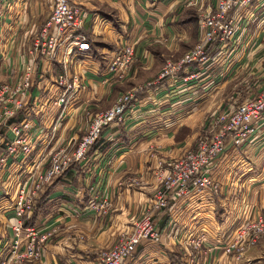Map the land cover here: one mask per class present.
I'll return each instance as SVG.
<instances>
[{
    "label": "crops",
    "instance_id": "0c3cea01",
    "mask_svg": "<svg viewBox=\"0 0 264 264\" xmlns=\"http://www.w3.org/2000/svg\"><path fill=\"white\" fill-rule=\"evenodd\" d=\"M70 1L84 12L75 35L84 36L89 49L79 51L70 45L72 39L63 38L54 59H39L34 71L41 76L35 77L29 105L10 121L31 122L35 149L0 171V262L8 257L4 247L13 237L19 187L59 143L86 133L88 115L111 108L126 92L135 94L124 120L102 131L86 159L37 194L23 227L54 232L40 259L22 264H100L101 254L148 212L158 161L178 157L203 128L206 115L231 109L264 89V0L231 11L232 37L211 43L204 63L164 79H159L164 65L199 42L200 16L214 12L215 0ZM51 9L52 0H0V83L15 81L28 63ZM124 45L133 46L135 56L127 77L118 81L107 67ZM64 74L68 82L76 78L79 89L58 108L50 100L63 90L56 78ZM150 82L155 84L144 88ZM6 127L0 128V153L12 139ZM183 127L195 129L189 139L177 138ZM207 172L217 193L189 186L182 199H171L154 216L161 243L142 241L122 264H264V241L238 260L221 249L238 230L264 216V125L239 146L226 139L224 153ZM90 201L107 207L94 212ZM199 237L198 251L184 249L185 242Z\"/></svg>",
    "mask_w": 264,
    "mask_h": 264
},
{
    "label": "built area",
    "instance_id": "2783aa9c",
    "mask_svg": "<svg viewBox=\"0 0 264 264\" xmlns=\"http://www.w3.org/2000/svg\"><path fill=\"white\" fill-rule=\"evenodd\" d=\"M252 0H215L214 12L201 15L199 19L200 40L180 59L168 61L161 69L159 79L178 73L186 66L204 63L207 59L206 48L216 41H222L233 35L234 20L230 13L234 9H244ZM85 15L81 8L71 4L70 0H52L51 14L46 20L42 30L32 42L29 56L31 60L24 67L21 74L13 83L0 84V109L3 119H10L15 113L21 111L31 99V88L35 77V61L44 59L51 61L55 58L60 41L65 38L72 39L70 45L79 51H87L89 44L82 35H75L84 24ZM72 37H70V36ZM135 50L131 45H124L113 56L107 67L108 74L118 81L127 77L130 65L134 59ZM57 85L63 90L57 97L50 100V105L63 108L70 97L79 89L76 78L68 82L67 77L59 75ZM155 82L146 83L150 87ZM135 99V94L126 92L120 95L115 104L104 112L89 116L88 131L82 137L74 151L60 148L50 156L48 168L41 170L37 164L32 170L29 180L21 185L14 200L13 212L15 224L12 226L13 237L5 245L4 250L8 257L0 264L21 263L23 261H37L41 257L43 245L54 230L37 231L33 228L24 229L23 221L27 219L34 206V199L38 192L57 177L61 176L74 164L84 161L90 148L99 139L102 131L112 124L121 123L126 112ZM5 120V121H6ZM220 127L216 135L208 142H201L196 151H187L178 159L168 172L158 175L162 187L157 191L155 204L152 210L140 220L134 222L131 231L123 234L114 247L104 251L100 257V264H122L135 251L142 241L153 245L161 243V233L157 229L152 217L156 213L166 210L171 199H182L186 194L188 185L197 191L210 190L217 193L218 186L209 176L207 169L212 162L221 156L225 150V141L230 139L235 146L241 145L245 140L257 134L261 124L264 125V90L256 97L246 99L236 108L230 110L226 117L219 122ZM31 122L8 124L12 140L5 144V151L0 155V168L16 153L20 159L25 160L35 148V141L31 135ZM106 202L96 203L90 201L89 210L103 212ZM47 229V228H46ZM264 239V217H259L248 223L231 236L228 244L221 249L235 259H240L245 250ZM203 237L194 238L184 243V249L198 251L201 248ZM215 249V248H214Z\"/></svg>",
    "mask_w": 264,
    "mask_h": 264
},
{
    "label": "rangeland",
    "instance_id": "374dc122",
    "mask_svg": "<svg viewBox=\"0 0 264 264\" xmlns=\"http://www.w3.org/2000/svg\"><path fill=\"white\" fill-rule=\"evenodd\" d=\"M191 50V49H190ZM190 50H188L187 52H189ZM187 52H185L184 54H186ZM183 54V55H184ZM31 60V56H29L28 57V61H30ZM38 61V60H37ZM37 61H35V64H36V62ZM28 63H26V64H24V66H23V69H24V67L27 65ZM37 69V68H36ZM183 70V69H182ZM23 71V70H22ZM21 71V72H22ZM37 71V70H36ZM21 72L19 73V75L21 74ZM180 72V71H179ZM178 72V73H179ZM18 75V76H19ZM36 75H38V76H41V73H37V72H35V77H36ZM18 76L16 77V79L18 78ZM35 77H34V80H35ZM57 79V78H56ZM5 82H9V83H13L12 81H3V82H1L0 84H2V83H5ZM37 83V82H36ZM32 85H34V82H33V84ZM31 90H32V88H31ZM264 90V89H263ZM262 90V91H263ZM261 92V91H260ZM259 92V93H260ZM219 99V98H218ZM229 101L231 102V101H234V98H229ZM115 104V103H114ZM240 103H238L236 106H234V107H232L231 109H228V110H226V111H217V112H214V113H209L208 115H206L205 116V123H204V126H203V128H201V130L200 131H196L195 132V129H191V128H189V127H183L181 130H179L178 132H177V134H178V136H177V138H180V139H185V138H187L188 137V139L190 138V136H191V134L192 133H194L193 134V136L196 134V133H199L198 135H196L195 137H193V139L189 142V144L188 145H186V147L183 149V151L181 152V154L178 156V157H175L174 159H172V160H167V161H158V173H157V176L155 177V181H156V186H155V188H154V193L152 194L153 196H152V198H151V200H150V203H149V208H150V211L152 210L151 208H152V206L155 204V200H156V194H157V191L162 187V183L159 181V178H158V175L161 173V172H163V171H166V172H168V171H170L171 169H172V166H173V164L178 160V159H180V158H182L185 154H186V152L187 151H196L197 149H198V147H199V145H200V143L201 142H204V143H206V142H208V141H210L215 135H216V133H217V131L219 130V127H220V124L218 123L223 117H226L227 115H228V113H229V111L230 110H233L234 108H236L238 105H239ZM27 105H29V102L27 101V104L24 106V108L27 106ZM24 108L22 109V110H24ZM21 110V111H22ZM108 110V109H107ZM106 111V110H105ZM104 112V111H103ZM20 113V111H18L17 113H15L10 119H3V116H2V110L0 109V128L1 127H4V126H7L6 128H8V124H9V121H11V119H13L17 114H19ZM6 120V121H5ZM89 123H90V121H89ZM88 126H89V124H88ZM8 131H10V130H8ZM87 131H88V128H87ZM86 131V132H87ZM11 133V132H10ZM86 134V133H85ZM84 134V135H85ZM84 135H82L80 138H75L74 140H71L68 144L66 143V144H63L62 145V143H59L53 150H52V152L48 155V160H47V162L45 163V164H43L42 165V163H37V164H40V167H41V170L40 171H43V170H45L46 168H48V166H49V162H50V156H51V154L54 152V151H56V150H58V149H60V148H66L68 151H74V149H76V147L78 146V144L80 143V141H81V139H82V137L84 136ZM34 139V141H35V138H33ZM1 140V139H0ZM12 140V139H11ZM10 140V141H11ZM9 141V142H10ZM8 143V142H7ZM35 149V148H34ZM92 149V147L90 148V150ZM89 150V151H90ZM4 151H5V148H4ZM3 151V152H4ZM33 151V150H32ZM2 152V153H3ZM2 153H0V155L2 154ZM27 157H29V156H27ZM27 159V158H26ZM14 161V160H22V159H20V156H19V154L18 153H16L15 155H13L12 157H10V159L9 160H7V162L0 168V171H2L3 169H5V167L7 166V164L10 162V161ZM12 161V162H13ZM37 164H35L34 165V167H33V169L35 168V166L37 165ZM32 166V165H31ZM26 168H28V170H30V165H27V166H25ZM7 170V169H6ZM30 177V176H29ZM29 177L26 179V181L27 180H29ZM55 180V179H54ZM53 180V181H54ZM25 181V182H26ZM52 181V182H53ZM24 182V183H25ZM23 183V184H24ZM51 183V182H50ZM49 183V184H50ZM22 184V185H23ZM48 185V184H47ZM44 186H46V184L44 185ZM189 186H191L192 187V185H188V187ZM187 187V188H188ZM44 188V187H43ZM193 188V187H192ZM40 191H42V190H40ZM39 191V192H40ZM38 192V193H39ZM17 194V193H16ZM37 197V196H36ZM36 197H35V199H36ZM35 199H34V201H35ZM33 201V202H34ZM153 211V210H152ZM147 214V213H146ZM145 214V215H146ZM144 215V216H145ZM143 216V217H144ZM155 216V215H154ZM154 216L152 217V220L154 221ZM264 217V216H263ZM25 220V219H24ZM138 220H140V219H138ZM137 220V221H138ZM136 222V221H135ZM158 229V228H157ZM260 241H264V239H259L258 241H257V243H255V245L256 244H258ZM255 245H253V246H251V247H254ZM251 247H249V248H251ZM249 248H247L246 250H245V252L249 249ZM244 252V253H245ZM24 262H32V261H23V262H21V263H13V264H22V263H24Z\"/></svg>",
    "mask_w": 264,
    "mask_h": 264
},
{
    "label": "trees",
    "instance_id": "16d2710c",
    "mask_svg": "<svg viewBox=\"0 0 264 264\" xmlns=\"http://www.w3.org/2000/svg\"><path fill=\"white\" fill-rule=\"evenodd\" d=\"M10 122V121H9ZM11 123H14V122H10L9 124H11Z\"/></svg>",
    "mask_w": 264,
    "mask_h": 264
}]
</instances>
